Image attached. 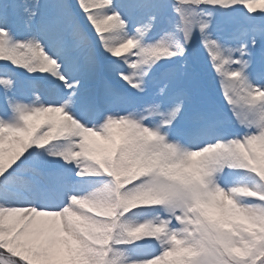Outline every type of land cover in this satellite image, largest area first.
<instances>
[{
  "label": "snow or ice",
  "instance_id": "6c2138e0",
  "mask_svg": "<svg viewBox=\"0 0 264 264\" xmlns=\"http://www.w3.org/2000/svg\"><path fill=\"white\" fill-rule=\"evenodd\" d=\"M0 264H264V0H0Z\"/></svg>",
  "mask_w": 264,
  "mask_h": 264
}]
</instances>
